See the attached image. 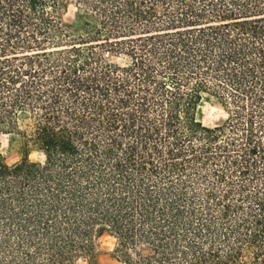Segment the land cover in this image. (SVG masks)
I'll return each instance as SVG.
<instances>
[{"label": "trees", "instance_id": "16d2710c", "mask_svg": "<svg viewBox=\"0 0 264 264\" xmlns=\"http://www.w3.org/2000/svg\"><path fill=\"white\" fill-rule=\"evenodd\" d=\"M0 134V264H264V0H0Z\"/></svg>", "mask_w": 264, "mask_h": 264}, {"label": "rangeland", "instance_id": "374dc122", "mask_svg": "<svg viewBox=\"0 0 264 264\" xmlns=\"http://www.w3.org/2000/svg\"><path fill=\"white\" fill-rule=\"evenodd\" d=\"M75 7L71 6L66 18L68 21H73L75 17ZM200 115L202 121L205 125L214 126L227 117V114L223 107L214 99H206L202 102L200 106ZM8 144V136L0 134V146L6 147ZM39 154H33V158H39ZM6 162L15 163L20 159V154L16 151L7 152L5 154ZM96 251H97V260L98 264H120L113 256L114 249L116 247V239L104 233L96 239L95 242ZM78 264H89V260L85 257L79 259Z\"/></svg>", "mask_w": 264, "mask_h": 264}]
</instances>
